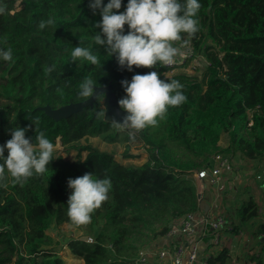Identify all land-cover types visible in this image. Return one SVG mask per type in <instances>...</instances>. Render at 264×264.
I'll use <instances>...</instances> for the list:
<instances>
[{
    "label": "trees",
    "instance_id": "16d2710c",
    "mask_svg": "<svg viewBox=\"0 0 264 264\" xmlns=\"http://www.w3.org/2000/svg\"><path fill=\"white\" fill-rule=\"evenodd\" d=\"M157 38L207 64L166 75L174 67ZM104 85L134 112L136 132L105 119L104 95L68 118L44 109ZM95 137L123 145L125 162ZM58 140L74 158L50 149ZM218 152L264 160V0H0V264H68L49 232L65 223L97 227L93 242L67 241L84 264H133L197 211L191 176ZM258 209L251 197L240 220ZM228 258L223 248L209 263Z\"/></svg>",
    "mask_w": 264,
    "mask_h": 264
},
{
    "label": "crops",
    "instance_id": "0c3cea01",
    "mask_svg": "<svg viewBox=\"0 0 264 264\" xmlns=\"http://www.w3.org/2000/svg\"><path fill=\"white\" fill-rule=\"evenodd\" d=\"M232 160L231 166L225 170L227 182L224 186L216 188L196 180L198 193L202 196L199 213L214 215L222 211L231 226L220 246L211 243L212 232L208 233L202 244L203 252L210 256V253H218L226 248L229 258L225 264H264V177H256L264 167V160L241 159L245 163H237L234 158ZM251 197L258 203V215L242 222L239 210ZM164 244L162 237H159L147 246L159 248ZM152 264L159 263L155 260Z\"/></svg>",
    "mask_w": 264,
    "mask_h": 264
},
{
    "label": "built area",
    "instance_id": "2783aa9c",
    "mask_svg": "<svg viewBox=\"0 0 264 264\" xmlns=\"http://www.w3.org/2000/svg\"><path fill=\"white\" fill-rule=\"evenodd\" d=\"M181 44V43H180ZM154 48L163 64L170 67H177L186 63L193 57V49L185 45L186 55H181L173 51L168 44L156 41ZM195 67V66H194ZM249 120V126L252 125ZM232 157L218 152L210 157L209 165L195 171L194 181H204L210 186L216 188L224 186L225 170L231 166ZM258 179L264 177V167L256 174ZM201 194L198 193V209L192 211L177 219L171 225L169 231L161 236L164 245L159 248L143 247L133 264H152L157 260L159 264H210L209 254L203 252L202 244L207 234L212 232V244L215 246L222 245L226 236V231L231 229L230 223L224 212L219 211L217 214L199 213V204ZM93 242L94 237L86 239Z\"/></svg>",
    "mask_w": 264,
    "mask_h": 264
},
{
    "label": "rangeland",
    "instance_id": "374dc122",
    "mask_svg": "<svg viewBox=\"0 0 264 264\" xmlns=\"http://www.w3.org/2000/svg\"><path fill=\"white\" fill-rule=\"evenodd\" d=\"M19 3H17L18 5ZM157 41L159 40L158 38L156 39ZM158 42H161L160 40ZM169 47L173 50V51H177V53L181 54V55H186V48L184 44H180L177 42H173V43H168ZM188 64L186 65V67H174L172 70L168 71L166 73V75H173L175 73H179V72H187V73H199V71L196 69V67H194L196 64H200V65H206L207 61L202 58V57H191L190 60H188ZM139 122L138 120H133L125 125H123L124 128L129 129L130 131L136 132L137 128H138ZM90 142H93L95 145H98L101 149L104 150H110L115 152L116 154V158L122 162H125V160H123V157L121 156L122 152L124 151V146L121 144H107L103 141H101L99 138H89ZM227 142H228V134L225 133L222 135L220 141L218 142V148L219 149H224V147L227 146ZM40 147H43L42 145H40ZM45 147V146H44ZM33 146H28L25 149V153H29L32 150ZM50 149H54L61 153L64 154V156H68L69 158H74L75 154L72 153L71 155H66L63 152V147L61 145L60 140H58L56 146L54 147H50ZM131 152L135 153V154H139L141 155L140 159L134 160V162L136 163H143L144 161H146L149 158V152L147 150L146 147H144L143 143L140 141H136L133 142L131 144ZM242 158L237 157L235 158V160L237 161V163L242 162L241 161ZM243 160V159H242ZM245 163V162H242ZM192 179L194 177V172L193 175L191 176ZM196 182V181H195ZM197 186H198V190H199V185L198 182H196ZM96 229L97 227H92L89 224H84L82 226H74L71 224H62L60 226H56L53 225L49 232L50 234L54 237L56 242H59L60 244L58 245V247H56V251H58V253L65 259V261L68 264H84V261L82 259L76 258L72 255L70 249L67 246V241L70 238H82V239H87L90 236H95L96 234Z\"/></svg>",
    "mask_w": 264,
    "mask_h": 264
},
{
    "label": "water",
    "instance_id": "95a60500",
    "mask_svg": "<svg viewBox=\"0 0 264 264\" xmlns=\"http://www.w3.org/2000/svg\"><path fill=\"white\" fill-rule=\"evenodd\" d=\"M98 95H104L105 119L122 126L136 119V115L130 108L121 107L111 85L96 86L92 96L85 101L71 103L58 109L45 106L44 109L55 119L68 118L83 107L92 105Z\"/></svg>",
    "mask_w": 264,
    "mask_h": 264
}]
</instances>
